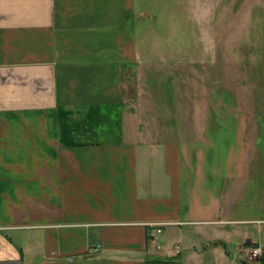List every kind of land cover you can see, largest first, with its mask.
<instances>
[{
  "label": "crops",
  "instance_id": "obj_1",
  "mask_svg": "<svg viewBox=\"0 0 264 264\" xmlns=\"http://www.w3.org/2000/svg\"><path fill=\"white\" fill-rule=\"evenodd\" d=\"M137 7L0 0V264H194L199 243L227 241L186 227L243 221L220 218L228 187L205 186V198L191 181L201 148L132 113L151 63L138 51Z\"/></svg>",
  "mask_w": 264,
  "mask_h": 264
},
{
  "label": "rangeland",
  "instance_id": "obj_2",
  "mask_svg": "<svg viewBox=\"0 0 264 264\" xmlns=\"http://www.w3.org/2000/svg\"><path fill=\"white\" fill-rule=\"evenodd\" d=\"M137 3V47L151 63L132 113L155 116L153 127L163 139L191 142V153L201 148L194 154L205 168L195 166L200 175L193 172L191 181L199 182L197 189L204 186L205 198V186L213 194L228 187L232 198L220 218L243 220L227 222L220 231L216 224L186 227L189 238L199 231L198 241H227L199 243L194 264H256L257 246H246L245 238L259 235L264 244V0Z\"/></svg>",
  "mask_w": 264,
  "mask_h": 264
},
{
  "label": "trees",
  "instance_id": "obj_3",
  "mask_svg": "<svg viewBox=\"0 0 264 264\" xmlns=\"http://www.w3.org/2000/svg\"><path fill=\"white\" fill-rule=\"evenodd\" d=\"M254 246H258V243H255ZM149 262L159 263V264H168V263H176L178 259L176 258H168V257H154L149 259ZM243 264H250L247 261H242ZM256 264H264V247H262V254L260 255L258 262Z\"/></svg>",
  "mask_w": 264,
  "mask_h": 264
},
{
  "label": "built area",
  "instance_id": "obj_4",
  "mask_svg": "<svg viewBox=\"0 0 264 264\" xmlns=\"http://www.w3.org/2000/svg\"><path fill=\"white\" fill-rule=\"evenodd\" d=\"M158 232H161L160 229L157 230ZM160 247V246H159ZM262 254V248L261 247H256L253 249L252 251V257L254 258H257L259 257L260 255Z\"/></svg>",
  "mask_w": 264,
  "mask_h": 264
}]
</instances>
